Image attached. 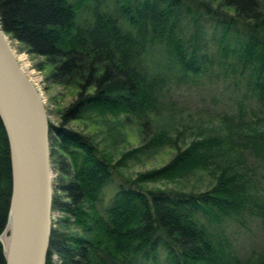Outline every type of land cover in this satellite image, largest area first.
<instances>
[{
	"label": "trees",
	"instance_id": "1",
	"mask_svg": "<svg viewBox=\"0 0 264 264\" xmlns=\"http://www.w3.org/2000/svg\"><path fill=\"white\" fill-rule=\"evenodd\" d=\"M206 25L213 53L202 48ZM0 26L37 59L48 86L74 95L60 107L51 97L58 119L49 121L51 211L62 216L52 222L45 264H159L160 253L168 264H226L199 214L221 222L243 210L264 178V0H0ZM165 59L179 79L215 66L243 88L232 110L188 141L154 122L172 108ZM92 114L120 116L114 134L127 136L134 126L141 145L111 159L88 133ZM164 147L174 151L164 165L135 178L121 172L135 153ZM204 171L215 178L205 190L145 185ZM10 192L0 120V234ZM260 212L264 224V206ZM254 264H264V255Z\"/></svg>",
	"mask_w": 264,
	"mask_h": 264
},
{
	"label": "rangeland",
	"instance_id": "2",
	"mask_svg": "<svg viewBox=\"0 0 264 264\" xmlns=\"http://www.w3.org/2000/svg\"><path fill=\"white\" fill-rule=\"evenodd\" d=\"M105 1L112 6L113 0ZM86 16V12L81 10L79 18L83 20ZM205 29L203 43L205 44L206 41L207 43L202 48L206 49L208 53H213L217 46L212 42L213 37L210 28L206 25ZM184 31V33L190 34L191 28L187 27ZM7 37L19 64L22 68L26 64L23 68L24 71L34 82L44 99L48 120L53 123L58 122L57 108L51 97L58 95L60 107V105H67L74 98V95L71 90H66L62 86H48L45 74L34 66L37 59L23 51L17 41L11 39L8 35ZM163 63L167 68L173 69L169 72L171 73L169 74V90L165 94V100L170 103L172 108L170 110L166 108L158 118H155L154 122L157 124L156 126L164 127L163 129L169 132L172 137L177 136L179 133L181 139L183 137L185 141H188L199 135V133H206L207 128L210 126L209 122L216 124L217 116L223 114L218 112L232 110L235 106V100L242 93L243 88H238L233 84L235 74L230 73V70L218 69L212 66L211 71L195 80L189 78L179 79L180 74L177 75L174 72L178 66L171 64L167 59ZM167 107L169 106L167 105ZM95 115L92 114L95 119L91 120L89 118L86 120L89 128L88 133H93L92 136L101 151L111 159L117 160L124 151L141 145L134 126H131L130 131L126 132L127 136L124 130L121 131L122 135L114 134L112 129L119 127L120 116ZM179 145L183 148L182 143H179ZM165 149L164 147L156 152L148 153L144 151L137 152L125 161L120 170L123 175L135 178L141 172L156 169L167 163L174 154L173 150ZM260 172L263 173V169ZM213 174L204 171L203 173L198 172L189 175L184 179L149 181L145 185L147 187L172 186L186 191H199L211 187L215 182ZM52 176H55L53 170ZM257 178L258 182H255V190L252 191L254 192L251 196L252 200L243 210L232 213L229 217H224L221 222H209L203 213L199 214L202 223L211 232L213 239L221 244L220 248L224 260H231L227 261L226 264H254L259 257L264 255V224L263 217L260 215V210L264 206V178L260 176ZM59 216H62V214L51 211V222L56 221ZM159 264H168L163 253L159 254Z\"/></svg>",
	"mask_w": 264,
	"mask_h": 264
},
{
	"label": "water",
	"instance_id": "3",
	"mask_svg": "<svg viewBox=\"0 0 264 264\" xmlns=\"http://www.w3.org/2000/svg\"><path fill=\"white\" fill-rule=\"evenodd\" d=\"M0 120L11 165L6 225L0 234L4 264H45L53 193L49 120L40 91L22 69L1 26Z\"/></svg>",
	"mask_w": 264,
	"mask_h": 264
},
{
	"label": "bare ground",
	"instance_id": "4",
	"mask_svg": "<svg viewBox=\"0 0 264 264\" xmlns=\"http://www.w3.org/2000/svg\"><path fill=\"white\" fill-rule=\"evenodd\" d=\"M8 40H9V39H8ZM19 59H20V58H19ZM23 66L25 67L26 64H24ZM21 67H22V66H21ZM24 67H23V68H24ZM23 68H22V69H23ZM3 241H4V243L7 245V243H8L7 235H4V236H3Z\"/></svg>",
	"mask_w": 264,
	"mask_h": 264
},
{
	"label": "built area",
	"instance_id": "5",
	"mask_svg": "<svg viewBox=\"0 0 264 264\" xmlns=\"http://www.w3.org/2000/svg\"><path fill=\"white\" fill-rule=\"evenodd\" d=\"M21 58V57H20Z\"/></svg>",
	"mask_w": 264,
	"mask_h": 264
}]
</instances>
